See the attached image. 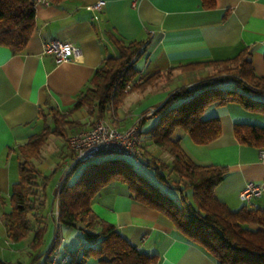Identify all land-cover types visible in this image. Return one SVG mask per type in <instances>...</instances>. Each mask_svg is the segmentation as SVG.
Here are the masks:
<instances>
[{
    "label": "crops",
    "instance_id": "1",
    "mask_svg": "<svg viewBox=\"0 0 264 264\" xmlns=\"http://www.w3.org/2000/svg\"><path fill=\"white\" fill-rule=\"evenodd\" d=\"M100 1L102 9L95 12L93 5ZM35 10V29L24 50L12 53L0 46V243L9 241L3 215L10 210L12 185L19 180V146L44 125L53 127V110L76 122L68 131L94 118L85 107L72 108L96 68L107 56L117 55L113 37L146 41L135 64L139 69L134 78L137 81L184 62L230 59L242 50L256 74L264 77V0H216L211 9L204 8L201 0H64L38 4ZM53 39L79 47L78 56L57 63L52 55L43 53V43ZM198 74L173 69L168 78L158 83L128 91L105 119L123 130L163 102L171 90L191 83ZM204 116L219 119L220 137L204 145L195 144L181 130H176L174 137L196 164L218 165L227 170L215 194L236 210L245 204L238 194L247 182L264 185V149L238 143L233 125L264 126V116L234 103L208 109ZM149 148L171 160L166 151ZM66 154L63 164L70 160ZM61 179L62 173L52 194ZM251 206L264 209V194L252 198ZM90 207L99 218L116 226L139 252L152 256L150 264H216L200 246L178 233L165 215L132 199L120 184L104 187ZM41 247L42 252L49 246ZM30 250L24 246L20 250L28 261ZM0 262L5 263L1 257ZM16 263L25 264L20 257L9 264Z\"/></svg>",
    "mask_w": 264,
    "mask_h": 264
},
{
    "label": "trees",
    "instance_id": "2",
    "mask_svg": "<svg viewBox=\"0 0 264 264\" xmlns=\"http://www.w3.org/2000/svg\"><path fill=\"white\" fill-rule=\"evenodd\" d=\"M48 1L58 4L64 0ZM201 4L211 9L216 6V0H201ZM35 6V0H0V46L9 48L12 53L24 50L35 29ZM113 42L117 55L107 56L96 68L72 108L85 107L96 120L104 119L107 112L116 109L128 91L143 90L150 83H158L168 78L173 69L200 74L191 83L171 90L152 112L138 118L142 136L137 156L100 152L96 156L114 154L117 157L101 162H92L94 157L78 161L65 171L52 195V208L56 202L58 207L57 218L51 215L53 238L49 247L41 252L47 216L37 212V208L44 207L48 183L62 164L45 175L34 161L41 158V149L50 135L67 140L68 130L76 123L67 114L53 110V127L44 125L40 132L19 146V180L12 185L11 207L3 215L7 238L18 242L32 232L27 264L59 243L63 226L80 231L84 237V241L72 249H67L63 243L64 251L70 255L69 264H87L89 258L96 259L98 264H150L152 256L139 252L116 226L99 218L90 207L104 187L120 184L132 199L165 215L178 233L200 246L216 264H264V209L247 204L236 210L229 208L215 194L227 170L218 165L196 164L174 137L176 130H181L195 144L214 141L221 135L220 121L217 117L206 118L204 114L208 109L230 103L264 116V77L256 74L242 50L230 59L184 62L137 81L134 78L139 69L135 64L146 41L113 37ZM233 134L240 144L264 149V126L235 123ZM149 146L166 151L171 160L152 154ZM68 155L71 159L70 148ZM126 157L150 168L153 179L137 171ZM83 163V171L69 183L70 176ZM39 194L43 200L35 206Z\"/></svg>",
    "mask_w": 264,
    "mask_h": 264
},
{
    "label": "built area",
    "instance_id": "3",
    "mask_svg": "<svg viewBox=\"0 0 264 264\" xmlns=\"http://www.w3.org/2000/svg\"><path fill=\"white\" fill-rule=\"evenodd\" d=\"M35 4H49L48 0H35ZM102 2L93 5L95 12H100ZM97 18V16H95ZM80 48L70 42L49 40L43 43V53L50 54L59 63L75 59ZM127 88L125 89V91ZM152 112V110H150ZM138 121V120H137ZM137 121L123 130H119L104 120H98L85 129L73 132L67 136V142L72 152L68 168L78 161H85L95 157L100 152L124 154L130 157L139 154V144L142 136V128ZM264 194V185L247 182L239 191V198L247 205H251L254 197ZM55 219L58 216L57 202L52 211ZM59 243L48 253L30 264H69L70 255L63 249L64 238L59 233Z\"/></svg>",
    "mask_w": 264,
    "mask_h": 264
},
{
    "label": "rangeland",
    "instance_id": "4",
    "mask_svg": "<svg viewBox=\"0 0 264 264\" xmlns=\"http://www.w3.org/2000/svg\"><path fill=\"white\" fill-rule=\"evenodd\" d=\"M208 70V69H205ZM200 74V73H199ZM198 74V76H199ZM198 76H195V79L198 78ZM89 119V118H88ZM94 120V122L98 121L95 118L90 119L89 123H85L83 126H78L76 129H74L73 131H69V134H72L75 131L81 130V129H85L88 126L91 125V121ZM99 120H104L106 121L108 124L111 125V122L108 119H99ZM113 126V125H111ZM152 154L153 151L152 149H150ZM66 153H69V148L67 147V140H65L64 138L61 137H57V136H49L47 139L46 144L42 147L41 149V158L39 160H36L34 163L36 166H38V168L41 169L42 173L45 175H48L56 166V164L61 163L63 164L62 160L65 158V156H67ZM160 153H157L155 155H158ZM69 157V156H68ZM117 157L114 154H108V155H100V156H96L94 157L91 161L92 162H101L105 159H109V158H115ZM160 157V156H159ZM67 158V157H66ZM163 160L167 161L166 158L161 157ZM126 160H128L130 163H132L133 167L143 173L144 175H146L147 177L153 179V172L150 168H147L146 166H144L142 163H138L135 159L133 158H129L126 157ZM68 161L70 162V160L68 159ZM64 166H62V168H59V170H57V172L54 174L53 178L51 179V181L48 183L47 186V197L45 200V204L44 207H38L37 208V212H43L44 215L47 216L46 219V223H47V231L45 233L44 236V243L43 246L41 247V249L47 248L50 244H51V240L53 238V219H52V201H53V197H52V188L53 186L58 182V179L62 175L65 173V171L68 169L69 163H65L63 164ZM85 167V164H80L77 169L74 171V173L70 176L69 178V183H73L74 180L76 179V177L83 171ZM43 200V196L42 195H38V198L35 201V206H37L38 202ZM60 234L63 236L64 238V244L65 247L67 249H72L74 247H76L80 241H84V237L82 236V233H80V231L74 229V228H68V227H62ZM33 234L32 232H30L26 238L18 241V242H13V241H7V240H2L0 243V257L2 258L3 261H5L6 263H13V261H16V259L18 257H20V260L23 263H27L28 262V258L25 254V252H21L20 250H22V247H29V241L31 240ZM20 249L18 252L17 250ZM12 261V262H9ZM88 264H92V263H97L96 259L94 258H89L88 259Z\"/></svg>",
    "mask_w": 264,
    "mask_h": 264
}]
</instances>
